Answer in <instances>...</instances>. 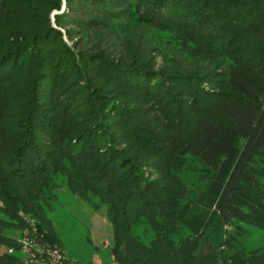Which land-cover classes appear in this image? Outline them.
Returning a JSON list of instances; mask_svg holds the SVG:
<instances>
[{"label": "trees", "instance_id": "16d2710c", "mask_svg": "<svg viewBox=\"0 0 264 264\" xmlns=\"http://www.w3.org/2000/svg\"><path fill=\"white\" fill-rule=\"evenodd\" d=\"M59 174L114 264H264L228 230L264 228V0H0V264L20 211L59 245Z\"/></svg>", "mask_w": 264, "mask_h": 264}, {"label": "rangeland", "instance_id": "374dc122", "mask_svg": "<svg viewBox=\"0 0 264 264\" xmlns=\"http://www.w3.org/2000/svg\"><path fill=\"white\" fill-rule=\"evenodd\" d=\"M96 12L93 14H96ZM82 19L89 21L91 26L94 24L85 15ZM77 23L75 25L74 21L71 20L67 23V28L76 29L75 31L80 32L81 27L86 24ZM64 180L63 175H56L53 181L56 196L50 201L49 205L45 206L52 233L60 245L58 247L63 250L64 255L67 257L64 264L66 261H70L72 264H114L116 261L112 254V245H110L113 244L114 234L105 209H95L93 199H87L75 193L67 187ZM20 216L28 223V226L20 227L18 230H15L14 227L5 229L7 234L17 239L24 236L21 232L31 228V224L37 223V219L31 214L20 211ZM5 218V214L0 210V219ZM239 225L240 228H228L233 234L232 240H234L238 250L250 253L264 249V228L245 223ZM131 234L139 237L146 244H150L155 236L149 223L133 225ZM186 235L187 233L184 231L177 236V239ZM106 241L110 244H106ZM16 254L20 258L23 257L20 250H16Z\"/></svg>", "mask_w": 264, "mask_h": 264}, {"label": "built area", "instance_id": "2783aa9c", "mask_svg": "<svg viewBox=\"0 0 264 264\" xmlns=\"http://www.w3.org/2000/svg\"><path fill=\"white\" fill-rule=\"evenodd\" d=\"M21 232L22 238L17 239L18 249L12 247L10 253L20 250L23 253L22 260L25 264H64L67 257L57 245L43 241V234H39L36 224Z\"/></svg>", "mask_w": 264, "mask_h": 264}, {"label": "crops", "instance_id": "0c3cea01", "mask_svg": "<svg viewBox=\"0 0 264 264\" xmlns=\"http://www.w3.org/2000/svg\"><path fill=\"white\" fill-rule=\"evenodd\" d=\"M106 244H110V242H108V241H106ZM110 245H112V244H110ZM112 258H113V256H112ZM97 261V260H96ZM113 264V263H112Z\"/></svg>", "mask_w": 264, "mask_h": 264}]
</instances>
